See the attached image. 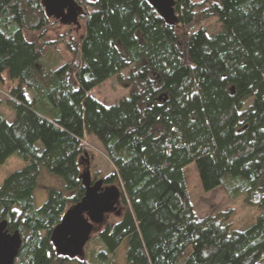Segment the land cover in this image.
Here are the masks:
<instances>
[{"label": "trees", "instance_id": "1", "mask_svg": "<svg viewBox=\"0 0 264 264\" xmlns=\"http://www.w3.org/2000/svg\"><path fill=\"white\" fill-rule=\"evenodd\" d=\"M77 2L73 50L46 36L40 0H0V105L13 114L0 111V164L25 162L0 183V220L21 239L12 264H88L85 246L67 258L50 235L84 195L91 137L111 165L94 180L119 190L90 233L97 264H112L122 240L126 264H264V210L245 229H229L228 210L197 219L182 174L194 163L203 191L264 209V0H174L172 26L143 0ZM210 17L220 29L209 35L196 21ZM61 43L72 52L63 63ZM112 76L127 96L104 106L89 92ZM40 166L63 186L35 206Z\"/></svg>", "mask_w": 264, "mask_h": 264}, {"label": "rangeland", "instance_id": "2", "mask_svg": "<svg viewBox=\"0 0 264 264\" xmlns=\"http://www.w3.org/2000/svg\"><path fill=\"white\" fill-rule=\"evenodd\" d=\"M77 1V0H76ZM84 10V8L82 7ZM51 26L46 31V36L50 39H55L58 36L63 35V41L70 43V48L74 50L77 43L79 42L81 36L84 34L83 22L79 18L78 25H62L57 20L49 18ZM197 26H203L207 34H214L220 29V24L215 17H210L208 19L196 21ZM26 37L28 39L34 40L37 38L36 33L26 32ZM58 53L61 56V63L68 61L72 57V52L68 51L64 46V43L58 45ZM127 71L123 70L121 72L122 76H126ZM16 85V81L11 83ZM5 88L6 86H1L0 83V102L5 99ZM90 95L99 101L104 106H109L115 104L119 99L127 96V88L121 86L117 79L112 76L100 85L94 87L90 90ZM28 98L30 97L29 93ZM248 103V101L246 102ZM0 111L5 114V118L9 121L12 119L13 114L7 110V108L1 104ZM88 143V144H87ZM88 145L92 151V158L90 162V178L105 176L110 173L111 165L105 158L100 145L93 138H88L85 143ZM24 161L16 154H11L4 163L0 164V183L2 179L12 171L21 169L24 165ZM182 174L187 190L188 197L192 204L193 212L197 219H202L210 213H217L222 211H229L225 222L228 224L230 230L235 229H245L249 227L256 216L262 212L264 209H260L257 206H251L243 201V194H240L233 199H230L225 193L221 186L215 187L210 191H203L196 167L194 163H189L182 168ZM257 184L264 185V174L261 175ZM62 179L54 174L49 173L45 167L40 166L39 175L37 179V185L33 191L34 205L39 206L44 201L46 197V189L49 187L62 188ZM126 242L122 240L119 245L115 248L111 262L112 264H126L124 260ZM96 242L89 239L84 248V259L88 264H97L94 260V253L98 250ZM71 262H75L71 260Z\"/></svg>", "mask_w": 264, "mask_h": 264}, {"label": "water", "instance_id": "3", "mask_svg": "<svg viewBox=\"0 0 264 264\" xmlns=\"http://www.w3.org/2000/svg\"><path fill=\"white\" fill-rule=\"evenodd\" d=\"M167 26L177 21L174 0H143ZM46 17L57 20L62 25H78L84 15L82 6L76 0H40ZM84 195L81 200L69 206L59 222L54 226L50 242L55 253L67 258L83 255V248L89 240L93 225L99 224L111 213L119 199L116 185L102 187V180L91 181L86 166L81 173ZM17 230L6 231V220H0V264H12L20 244Z\"/></svg>", "mask_w": 264, "mask_h": 264}, {"label": "flooded vegetation", "instance_id": "4", "mask_svg": "<svg viewBox=\"0 0 264 264\" xmlns=\"http://www.w3.org/2000/svg\"><path fill=\"white\" fill-rule=\"evenodd\" d=\"M91 181L94 182V181H95L94 178L91 177ZM101 186L104 187V186H106V185H104V184L102 183Z\"/></svg>", "mask_w": 264, "mask_h": 264}, {"label": "crops", "instance_id": "5", "mask_svg": "<svg viewBox=\"0 0 264 264\" xmlns=\"http://www.w3.org/2000/svg\"><path fill=\"white\" fill-rule=\"evenodd\" d=\"M30 95V94H29ZM26 97L28 98V94L26 93ZM29 99V98H28Z\"/></svg>", "mask_w": 264, "mask_h": 264}]
</instances>
